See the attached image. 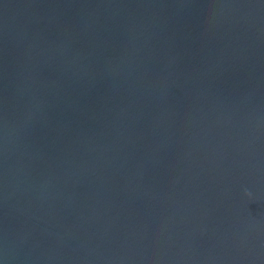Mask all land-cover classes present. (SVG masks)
<instances>
[{
	"label": "water",
	"instance_id": "1",
	"mask_svg": "<svg viewBox=\"0 0 264 264\" xmlns=\"http://www.w3.org/2000/svg\"><path fill=\"white\" fill-rule=\"evenodd\" d=\"M0 264H264V0H0Z\"/></svg>",
	"mask_w": 264,
	"mask_h": 264
}]
</instances>
